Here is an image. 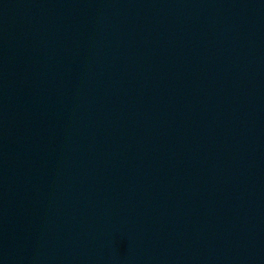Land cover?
<instances>
[{"label":"water","instance_id":"obj_1","mask_svg":"<svg viewBox=\"0 0 264 264\" xmlns=\"http://www.w3.org/2000/svg\"><path fill=\"white\" fill-rule=\"evenodd\" d=\"M0 264H264V0H0Z\"/></svg>","mask_w":264,"mask_h":264}]
</instances>
